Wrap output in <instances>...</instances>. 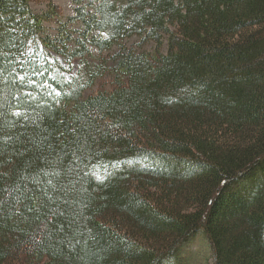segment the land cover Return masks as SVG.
I'll list each match as a JSON object with an SVG mask.
<instances>
[{"label":"trees","instance_id":"trees-1","mask_svg":"<svg viewBox=\"0 0 264 264\" xmlns=\"http://www.w3.org/2000/svg\"><path fill=\"white\" fill-rule=\"evenodd\" d=\"M48 1L0 0V264H264V0Z\"/></svg>","mask_w":264,"mask_h":264},{"label":"rangeland","instance_id":"rangeland-1","mask_svg":"<svg viewBox=\"0 0 264 264\" xmlns=\"http://www.w3.org/2000/svg\"><path fill=\"white\" fill-rule=\"evenodd\" d=\"M56 4L61 7L62 14L65 15L64 20H68V17L77 14L78 4L74 0H53ZM87 4H91L93 0H85ZM127 0H119V3L122 5L126 3ZM34 8L40 14H45L46 12L51 10V2L48 0H34L33 2ZM91 10H94V7H90ZM60 18H55V21L47 22L46 25L48 26V31L53 35H58L60 33L59 26L60 23L58 20ZM83 26L82 24L77 26L78 29H81ZM130 46L136 47L139 51H150L154 52L157 48L156 42H151L148 45L141 44V37L134 36L130 39H127ZM168 44V41L166 45ZM168 51L169 47H165ZM95 55L91 58V62L96 67L103 66L105 68V75L102 76L99 80L95 88L90 89L87 91V96L91 94H97L99 92L105 91H112L115 87L116 76L113 73L111 67L113 66L112 61L106 65V63L111 60V55L116 53L117 50L106 52L101 54L97 47H93ZM82 61L77 60L76 62V69L79 70L82 68ZM181 262L182 264H214V257H213V249L212 246L204 233H198L195 235L191 241L186 243L181 249Z\"/></svg>","mask_w":264,"mask_h":264}]
</instances>
